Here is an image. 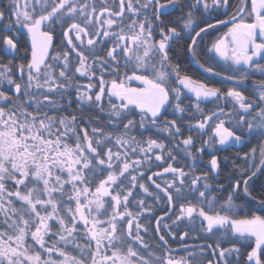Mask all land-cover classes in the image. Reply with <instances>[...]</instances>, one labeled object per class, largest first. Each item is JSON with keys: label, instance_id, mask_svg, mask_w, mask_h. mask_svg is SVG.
<instances>
[{"label": "snow or ice", "instance_id": "6c2138e0", "mask_svg": "<svg viewBox=\"0 0 264 264\" xmlns=\"http://www.w3.org/2000/svg\"><path fill=\"white\" fill-rule=\"evenodd\" d=\"M182 7L180 0H99L98 11L96 0L91 4L87 0H8L7 9L0 10V54L10 57L8 63H0V264H197L194 252L189 253L191 260L172 257L169 241L159 235V220V243L152 246L145 240L141 232L147 233L148 229L140 224L139 216L150 209L140 200L139 211H129L132 191L128 189L124 194L121 182L134 165L141 163L129 162V150L135 153L139 149L146 154L153 148H165L149 138L145 149L144 141L130 135L132 130L155 128L173 137L180 133L175 120H161L169 107L174 113L189 110L181 106L184 100L176 84L195 95L197 111L202 98L221 96L232 98L244 113L250 115L255 110L256 104L247 102L241 91L221 93L219 88L182 76L180 66L171 63L170 41L183 37L162 17L170 9ZM230 8V0H187L183 27L194 32L188 51L195 54L196 38L213 27L203 19L204 14ZM229 22L232 27L208 51L218 55L233 73L224 77L227 80L243 84L253 73H260L262 79L253 85L258 92L259 111L251 121L240 116L239 134L224 127L221 120L215 136L222 146L254 137L257 147L244 153V159L247 163L259 150V164H249L242 170L241 175L247 174L246 178L242 183L236 181L218 210V198L210 191L207 173L194 176L186 189L189 173L169 165L164 172L178 176L179 181L174 179L161 191L176 210L173 224L177 231L170 232L172 239L185 240L188 231L179 234V226L187 219L193 229L217 237L215 248L206 245L216 257L215 264H238L240 249L251 238L255 245H247L251 251L247 252L246 264H264V215L239 218L233 201L234 196L241 194L255 200L249 181L264 174V0H241ZM201 23L205 26L201 27ZM157 31L161 36L158 42L153 38ZM57 34L61 52L52 56L53 63H49V50ZM24 35L30 41L31 58L27 59L26 49V62L14 65L13 61L20 57V39ZM109 41L112 47L101 56L105 51L102 45ZM71 55L78 66L73 65ZM56 66L60 67L58 76ZM97 66L101 69L97 92L92 93V84L87 91H81L76 84L80 117L49 116V110L62 111L64 101L71 105L64 93L75 83V73L91 80ZM200 67L207 73L221 75L210 66ZM13 68L19 73L16 78ZM106 70L115 77L110 86L104 79ZM131 80L140 81L143 87L126 86L125 82ZM51 93H59V99ZM105 96L108 122L113 128L122 127L123 132L113 137L103 128L91 126L89 136L80 120L92 125L93 117H85L83 110L95 108L104 112ZM137 109L139 120L134 118ZM196 127L203 129L205 123ZM113 140L126 150L114 152L108 147ZM182 143L187 149L193 139L189 136ZM168 155L171 157V152ZM155 159L161 160L162 156ZM210 164L213 171L219 168L215 155ZM136 180V176H131L132 187ZM139 187L148 192L143 184ZM156 188L161 186L156 184ZM257 208L264 212V199L258 201ZM52 236L58 239L50 242ZM225 240L228 247L221 246ZM204 248L200 246L201 253ZM157 249L163 254L157 255Z\"/></svg>", "mask_w": 264, "mask_h": 264}, {"label": "flooded vegetation", "instance_id": "af4514ba", "mask_svg": "<svg viewBox=\"0 0 264 264\" xmlns=\"http://www.w3.org/2000/svg\"><path fill=\"white\" fill-rule=\"evenodd\" d=\"M7 1L8 0H4L0 5L1 10L7 9ZM81 2H85V0H81ZM87 2H91V0H87ZM180 2L183 5L182 8H177L175 10L170 9L169 14L162 17L166 25L169 27H175L183 37L182 39L170 41L171 48L169 55L171 57V63L180 66L182 76L187 75L193 80L207 84L209 87L219 88L221 93H226L230 89L241 91L242 94L247 98V102L255 103L256 107L255 110L249 115L244 113L232 98L221 96L220 99L208 98L205 100L202 98L199 102V111H197L195 95L185 89L183 85L176 84L175 86L181 89L182 99L184 100V103L181 106L188 107L189 110L185 113H174L173 109L169 107L168 110L162 114L161 120H175L176 125L180 128V133L173 137L169 135L167 131H158L155 128H150L148 130H132L130 135L134 136L137 141H144L145 143H143L142 146L145 149H147L146 141L149 138L155 139L158 143L164 144L165 148L163 151L153 148L146 154L144 152H140L139 149H137L135 153L129 150V162L131 163L136 160L141 162L138 166L134 165V167H137V170H131L133 176L137 177L135 182L136 186H127L129 182H132L131 176H125V178H122L121 182L125 186L124 194H127L128 189H131L132 191V195L129 197V199L133 201L135 198L136 201L143 200L148 209H150V220L144 221L142 223V225L144 224L143 227L147 228L148 231L147 233H144L143 231L141 232V235L144 236L145 240H147L150 245L155 246L157 243H159L158 234L156 232L157 221L159 220V235H164L165 239L169 241V247L172 249L170 254L173 258L178 260L183 257L185 259L191 260L192 256H190L189 253L194 252L197 264H209V261H212L213 264H215L216 257L213 256L211 249L207 248L206 245L211 244L212 247L215 248L217 237L206 236L205 234L201 233L198 228L193 229L189 223H186L187 219L180 223L179 226V234H182L183 231H188V236L185 237V240L180 241L178 238H171L170 232L177 231L176 225L173 224V220H175L176 217V210H174L172 206L167 203L166 197L164 196V193L161 191V189H163L167 183H171L174 179H176L178 183L179 177L174 176L172 173H165L164 169L171 165L174 168L183 169L186 173H189V175L185 178L186 189L191 184V180L194 176H202L204 173H207L209 177L207 182L212 185L210 191L218 198V203L215 205L218 210L220 204H223L227 201L236 181L241 180L242 183V180L246 178L247 174L244 176L241 175L242 170L247 168L248 165L252 163L258 165L260 161V155L259 150H257L254 158L249 159L246 163L244 159V153L251 152L253 147H257L256 139L253 137L250 138V140L244 141L243 143L229 142V144L222 146L218 143L219 138L215 136V128L220 123V121L223 120L224 127L237 131V134H239L237 122L239 121L240 116L244 115L249 121L253 119V117L256 115V112L259 111L258 92L254 91L253 85L258 83L262 77L260 73L257 72L253 73L248 78V80L243 82V84L238 83L236 80H227L224 77L227 75H233V73L227 70L228 66L223 60L219 58L218 55H216L214 52L208 51L211 48L212 43L226 34L232 27V23L229 21L236 13L241 0H230V9H221L204 14L203 19L212 23L213 27L208 29L206 32L201 33V36L196 38L197 43L195 45V54L188 51L191 43L190 37L194 36V32L184 29L183 27V18L188 10L187 0H180ZM109 3H111V0H109ZM97 8L99 11V4L97 5ZM195 16L197 20L200 19L199 13H196ZM220 21H225L226 23H220ZM248 22H250V20ZM200 26L203 27L205 25L201 23ZM196 30L198 31L199 29L197 28ZM153 38L157 42L161 39L158 31L154 32ZM58 45L59 37L57 34L54 37V46L49 50V63H53L51 60L52 56H55L58 52H61V49L58 47ZM30 47V41L27 39L26 35H24L20 39L21 54L20 57L13 61L14 65L26 62L25 59H23L26 49L28 50L27 59L30 60ZM102 47L105 49V51L101 52V56H104L106 55V50L112 47L111 41L105 43L102 45ZM9 59L10 57L0 54V63H8ZM70 59H72L73 62L74 57L71 55ZM262 63H264V61H262ZM75 64L76 59L73 65ZM201 64L204 65V67H212L214 71H219L221 75H214L205 72L204 68L200 67ZM59 71L60 67L56 66V75L59 74ZM100 74L101 69L99 66H97L96 76L92 77L91 80L85 77L88 79L87 81L85 79H81L83 81H80L82 83L86 82L87 86L92 84V93H95L99 90L98 79ZM103 75L104 79L109 81L110 86V81L115 77L112 76L107 70L104 71ZM123 75L124 69L121 68V79L123 78ZM129 75H131V73H129ZM172 79L174 80L175 77ZM125 83L126 86L132 88L143 87L140 81L137 80L126 81ZM71 88L72 87L68 88L64 93L67 100H71V105L69 106L67 101H64V109L62 111L49 110V116L58 117L62 115L70 118L73 114H75L78 118L80 117L81 105L78 101L77 94L70 93ZM55 96H59V94ZM185 97H189L190 99H186ZM57 99H59V97H57ZM113 99L114 102L119 103V101H116L115 98ZM104 105L106 109L104 112H100L95 108H84L83 110V115L85 117H93L92 125H85L84 122H81V125L84 126L88 131L89 136L92 135L91 126L101 127L106 133H112L114 137L123 132L122 127L113 128L108 122L107 96L104 98ZM221 109L223 112H221ZM213 113H216V115H213ZM209 116L212 117L210 120L207 119ZM134 118L139 120L138 109L136 110V115ZM201 122L205 123V127L203 129L196 127V125ZM189 136L192 137L193 144L188 146L186 149L182 141L187 139ZM208 144H212L213 147L210 148ZM133 147H135V145H133ZM200 149H203V151H199ZM125 150L126 147H121V149L119 147V152L123 153ZM169 152L172 154L171 157L168 155ZM189 152L192 153V155H189ZM157 155H161L162 159L156 160L155 157ZM213 155L216 156L219 165V168L215 171L211 169L210 164ZM202 183L203 181L199 186L202 187ZM140 184H143L144 187L148 189V192H145L143 188L139 187ZM156 184H159L161 188H156ZM262 186H264V174H258L249 181V191L251 192V196L256 198L255 200L245 197L242 194L233 197L234 204L238 209L237 215L239 218H245L250 214L264 215V212L259 211L257 208L258 201L260 199H264V187ZM218 188L221 190L217 191ZM157 196L159 199H157ZM205 209L208 210L207 206H205ZM120 210L123 211V208ZM132 210L133 206L130 202L129 211ZM196 223L198 224L199 221L197 220ZM53 231H56L55 226ZM54 239H56V237L52 236L50 238V242H54ZM249 244L254 247V238H251L249 241H247L245 247H241L238 256V264H246L247 252L251 251V247L247 246ZM200 246H205L202 253ZM221 246L228 247L229 243L227 240H225L221 243ZM156 252L157 255L163 254L160 249H157ZM233 259L235 260L236 257H233Z\"/></svg>", "mask_w": 264, "mask_h": 264}, {"label": "rangeland", "instance_id": "374dc122", "mask_svg": "<svg viewBox=\"0 0 264 264\" xmlns=\"http://www.w3.org/2000/svg\"><path fill=\"white\" fill-rule=\"evenodd\" d=\"M3 1L4 0H0V5L3 3ZM84 1V0H83ZM93 2V0H91V2H88V3H92ZM21 3H23V0H21ZM96 3H97V5L99 4V0H96ZM6 7H8V1H7V6ZM1 10V9H0ZM73 57H74V55H72ZM73 64L75 63V58H74V60H73V62H72ZM74 66H78V61L76 60V64L74 65ZM73 72H74V69H73ZM57 74V73H56ZM19 76V73L16 71V69H13V78H16V77H18ZM58 76V75H57ZM83 76H80L78 73H75V75H74V80H75V83L73 84V86H72V88L70 89L71 90V92L70 91H68V92H70L71 94H77V89H76V84H78L79 86H80V89H81V91H87V85H86V82H81V81H83V80H81V79H85L86 81L88 80L87 78H82ZM81 80V81H80ZM17 82H20L19 80H17ZM67 92V93H68ZM66 93V94H67ZM59 93H51V94H49V95H53V96H55V95H58ZM57 97H59V96H55V98H57ZM79 101V100H78ZM81 122H84V121H80V124H81ZM114 137V136H113ZM108 147H112V149H113V151L115 152V151H119V146L118 145H116L115 144V142H114V140L112 141V142H110L109 143V145H108ZM120 149H121V147H120ZM131 170H137V167H133L132 169H130V175H128V174H126V176L127 177H130V176H133V174H132V171ZM139 176V175H138ZM129 184V185H128ZM127 184V186L128 187H132V184H133V182H129ZM136 199V198H135ZM134 199V201L133 200H131V199H129V201L132 203V206H133V210H132V212L134 213V214H136L138 211H139V209L137 208V203H138V201H136ZM150 215H151V212L150 211H145V212H143V214L142 215H140L139 216V222H140V224L142 225V223L144 222V221H149L150 220ZM186 223L188 224L189 222H188V220H186ZM144 225V224H143ZM142 225V226H143ZM56 228V227H55ZM58 239V237H56V239H54V241L55 240H57ZM61 247H63V245H61Z\"/></svg>", "mask_w": 264, "mask_h": 264}]
</instances>
